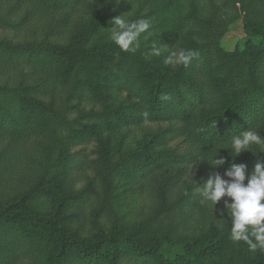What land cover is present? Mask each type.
I'll use <instances>...</instances> for the list:
<instances>
[{
    "label": "rangeland",
    "instance_id": "obj_1",
    "mask_svg": "<svg viewBox=\"0 0 264 264\" xmlns=\"http://www.w3.org/2000/svg\"><path fill=\"white\" fill-rule=\"evenodd\" d=\"M15 1L0 3V41L6 48L5 56L0 53V64L9 62L7 54L32 48L30 55L0 66V85L15 84L23 72L29 75L28 83H35L38 69L31 59L52 48L74 47L80 52L114 46L120 50L110 38V19L119 14L151 22L148 40H142L136 52H127L140 62L138 67L186 78L198 67L197 56L187 66L165 62L173 51L193 50V43L171 33L168 25L172 19L154 11L155 0H120L118 5L115 0H59L51 7H42L34 0ZM260 2L264 6V0ZM249 3L177 1L183 15H193L212 32L220 33L218 44L227 53L240 47L247 37L243 20ZM223 5L236 10L229 16H215ZM83 27L86 29L81 30ZM153 44L162 50L158 57L149 55ZM125 58L114 61L115 72L108 57L86 56L66 65L40 68L69 67L73 73L68 84L58 81L53 85L55 90L39 91L45 97L36 98L54 103L55 115L50 120L41 118L33 134H11L15 126L25 123L24 117L0 111V206L5 210L0 213V264H51V255L59 246L57 264H86L87 258L91 260L88 264H146L136 261L141 253L132 243L115 249L108 242L107 257L94 263L77 245H61L58 232L70 241L91 246L121 233L135 237L144 248L155 243L172 248L183 244L187 253L194 255L207 247L203 260L230 264L232 250L214 255L210 249L213 243L221 247L220 242L229 237V233L222 237L230 227L229 219L216 211L229 198L223 197L215 210L201 196L210 175L218 172L228 179L225 170L212 167L207 157L194 156L193 142L175 137L169 129L176 119L172 107L160 122L145 118L143 103L135 97L137 91L128 90L127 78L119 72L128 64ZM247 61L256 63V55ZM78 69L84 71V83L71 81ZM163 94L170 97L172 90L167 87ZM87 118L98 120L91 123ZM4 127L10 132L2 131ZM253 129L264 136V125ZM168 152L178 157L161 156ZM21 216L47 219L52 229L38 230ZM233 245L247 247L243 242Z\"/></svg>",
    "mask_w": 264,
    "mask_h": 264
},
{
    "label": "trees",
    "instance_id": "obj_2",
    "mask_svg": "<svg viewBox=\"0 0 264 264\" xmlns=\"http://www.w3.org/2000/svg\"><path fill=\"white\" fill-rule=\"evenodd\" d=\"M4 1L6 0H0V3H4ZM34 1L42 7L55 6L59 2V0ZM155 1L157 7L154 11L171 17V25H168L171 27V33L176 37L189 39L193 43V50L198 53L195 58L198 67L191 78L179 75L176 77L167 71L157 73L145 66L138 67L140 62L137 64L132 54L121 52L114 46L95 47L80 52H77L74 47L52 48L49 53H40L31 59L38 69V71L32 69L38 74L35 83H28L29 75L22 71V76L15 84L0 85V111L24 117L25 121L21 127L15 126L11 134L21 132L33 134L36 125L39 127L41 118L50 120L55 115L52 109L54 103L36 97H40V95L45 97V93L38 94L42 88L45 91L55 90L53 85L59 84L58 81L68 84L73 70H70L69 67L62 70L55 68L50 70L52 65H66L68 62L76 61L77 58L83 60L86 56L89 58L108 57L113 60L110 68L115 72L114 61L129 56L125 58L128 64L119 70L120 74L127 78L128 90L130 89L132 93L137 91L135 97L141 99L143 112H147V118L154 122H160L163 118L168 117V108L172 107L176 119L173 121L174 126L169 129L175 132V137L185 138L189 143L193 142L191 148L195 151L194 156L207 157L210 161V158L216 153V158L223 157L225 160L222 165L218 166L224 170L235 163L237 165L244 164L245 172H248L252 170L258 160L264 163V153L256 154L258 151L256 147L251 149L252 152H241L238 156H233L234 153L227 149L233 135L240 134L246 128L253 129L260 124L264 125V6L261 5L260 0H250L245 8L243 27L247 37L242 45L231 53L224 52L220 48L218 44L220 33L212 32V29L193 15L182 14V8L177 4L179 0ZM14 3H18V0ZM235 10L234 6L227 8L223 5L215 16H229L231 11ZM1 21L3 20H0V23ZM1 44L3 42L0 41V53L5 56L6 48ZM29 47L32 48V46ZM29 47H23L19 52L7 54L6 59L9 62H14L23 56L30 55ZM250 55H256V63L251 64L247 61ZM8 63H2L0 66H7ZM47 66H51V68L49 70L40 69L47 68ZM83 75L84 71L78 69L73 74L71 81L84 83L81 80ZM74 87L76 88V86ZM167 87L172 90V94L164 104V100H161L160 97ZM87 119L91 123L98 120ZM2 131L10 132L5 127ZM51 132L56 134L53 128H51ZM192 150L189 149L188 154ZM161 156L165 159L178 157L173 152L163 153ZM0 213H5L4 207L0 206ZM14 213L10 212L9 214ZM21 219L41 231L52 229L47 219L44 218L28 220L21 216ZM229 229L230 227L227 226L222 232V237L230 233ZM57 236L61 239V245H77L86 256L93 259L94 263L98 259L107 257L108 246L106 243L108 242L115 249L124 243H132L141 253L136 257L138 263L145 261L146 264H212L209 260L202 259L203 254L206 253L204 250L209 249L207 247H203L194 255H189L183 244L172 248L155 243L144 248L142 243L135 237H131L130 234L118 233L105 242L100 241L96 246L70 241L60 232L57 233ZM220 244L221 247L213 243L211 245L214 248L210 249L214 250V255L217 251L232 250L233 257L230 264H264V253L259 250L249 252L248 248L243 245L235 247L234 243L229 241V237ZM60 253L61 247L59 246L51 255V264L58 263ZM90 261L87 258L86 264Z\"/></svg>",
    "mask_w": 264,
    "mask_h": 264
},
{
    "label": "clouds",
    "instance_id": "obj_3",
    "mask_svg": "<svg viewBox=\"0 0 264 264\" xmlns=\"http://www.w3.org/2000/svg\"><path fill=\"white\" fill-rule=\"evenodd\" d=\"M118 5L120 0H115ZM110 38L124 52H136L142 40H148L151 35V22L148 19H129L126 16L115 15L110 19ZM161 49L155 44L149 52L150 56H160ZM198 55L193 50L181 49L173 51L166 58V63L187 66L190 61ZM168 94H162L161 100H168ZM147 118L148 113L143 114ZM256 147V154L264 153V136L258 134L256 129L246 128L238 135H233L230 139L229 149L233 156H238L242 150L251 151ZM208 163L212 167L222 165L223 157L216 158V153L209 159ZM222 178L216 172L210 175L203 183L201 189L202 200L209 202L213 209L223 197H228L224 201V207L216 210L219 216H226L230 223L229 238L234 243L243 242L247 245L249 252L264 253V163L258 160L251 171L246 175L244 164L232 163L225 170ZM246 181V182H245Z\"/></svg>",
    "mask_w": 264,
    "mask_h": 264
}]
</instances>
